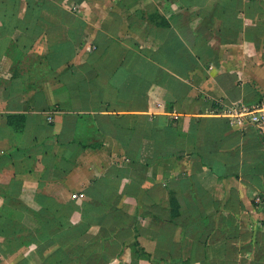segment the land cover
Segmentation results:
<instances>
[{
	"label": "crops",
	"instance_id": "crops-1",
	"mask_svg": "<svg viewBox=\"0 0 264 264\" xmlns=\"http://www.w3.org/2000/svg\"><path fill=\"white\" fill-rule=\"evenodd\" d=\"M146 3L0 0V264H264V0Z\"/></svg>",
	"mask_w": 264,
	"mask_h": 264
},
{
	"label": "trees",
	"instance_id": "trees-1",
	"mask_svg": "<svg viewBox=\"0 0 264 264\" xmlns=\"http://www.w3.org/2000/svg\"><path fill=\"white\" fill-rule=\"evenodd\" d=\"M166 24V23H162ZM213 106L217 107L216 103H212ZM7 125L11 126L17 132H22L25 128V117L21 116H8ZM85 147V146H84ZM12 163L10 162L9 155L0 156V175L3 171L9 167ZM131 167L147 168L150 163L145 166L137 165L135 163L130 164ZM16 180V179H14ZM12 181L10 184H1L0 183V235L5 234L9 227L12 225V220L15 217L16 213L27 212L31 214L34 218H38V210L28 206L20 198V189L16 191L15 181ZM37 194L35 195L36 200ZM36 220V219H35ZM35 222L38 223L36 220Z\"/></svg>",
	"mask_w": 264,
	"mask_h": 264
},
{
	"label": "built area",
	"instance_id": "built-area-1",
	"mask_svg": "<svg viewBox=\"0 0 264 264\" xmlns=\"http://www.w3.org/2000/svg\"><path fill=\"white\" fill-rule=\"evenodd\" d=\"M228 117L238 127L256 129L264 141V107L234 104Z\"/></svg>",
	"mask_w": 264,
	"mask_h": 264
},
{
	"label": "rangeland",
	"instance_id": "rangeland-1",
	"mask_svg": "<svg viewBox=\"0 0 264 264\" xmlns=\"http://www.w3.org/2000/svg\"><path fill=\"white\" fill-rule=\"evenodd\" d=\"M146 1L148 2V0H136V2H138L139 4H141L143 7H144L145 5H147ZM154 16H155V15H151V17H154ZM149 18H150V16H149ZM150 19H151V18H150ZM154 21H161V20H159L158 18H155ZM209 102H210V105H212L213 102H211V101H207V103H209Z\"/></svg>",
	"mask_w": 264,
	"mask_h": 264
}]
</instances>
